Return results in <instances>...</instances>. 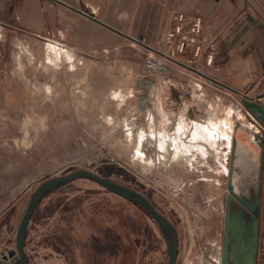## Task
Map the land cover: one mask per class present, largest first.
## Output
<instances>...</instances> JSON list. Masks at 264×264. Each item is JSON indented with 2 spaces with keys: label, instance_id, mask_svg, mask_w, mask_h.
<instances>
[{
  "label": "rangeland",
  "instance_id": "obj_1",
  "mask_svg": "<svg viewBox=\"0 0 264 264\" xmlns=\"http://www.w3.org/2000/svg\"><path fill=\"white\" fill-rule=\"evenodd\" d=\"M119 40L81 51L23 34L2 56L0 255L16 249L30 194L49 178L84 168L147 195L178 231L176 264H219L228 196L227 173L214 154L220 145L201 136L207 153L196 147L188 156L180 143H200L192 144L196 134L186 123L194 119L183 118L174 128L158 125L164 114L157 88L153 102L143 103L150 95L143 80L165 79L148 74L151 47L127 36ZM169 64L170 75L200 78ZM242 122L264 136L246 115ZM176 126L188 129L186 142L171 136ZM238 136L248 142L244 132ZM222 138L229 154L231 132ZM258 237L257 264H264V175ZM25 249L29 264L169 261L161 228L142 205L83 178L54 189L41 202Z\"/></svg>",
  "mask_w": 264,
  "mask_h": 264
},
{
  "label": "crops",
  "instance_id": "obj_2",
  "mask_svg": "<svg viewBox=\"0 0 264 264\" xmlns=\"http://www.w3.org/2000/svg\"><path fill=\"white\" fill-rule=\"evenodd\" d=\"M174 11L202 17L200 56L186 64L200 78L171 74L157 82L164 114L158 125L174 128L183 118L194 119L186 122L191 129L201 122L218 137L224 158L222 132L232 134L245 115L254 122L248 110L264 124V0H0V60L23 34L81 51L126 36L161 48ZM217 84L231 93L217 92Z\"/></svg>",
  "mask_w": 264,
  "mask_h": 264
},
{
  "label": "water",
  "instance_id": "obj_3",
  "mask_svg": "<svg viewBox=\"0 0 264 264\" xmlns=\"http://www.w3.org/2000/svg\"><path fill=\"white\" fill-rule=\"evenodd\" d=\"M181 65L190 68L185 64L181 63ZM241 132L246 134L248 142L239 138L238 135ZM251 145L258 149V153L252 149ZM263 175L264 136L260 135L252 127L238 121L233 128L230 142L222 264H232L230 260H233V264H257ZM82 178L91 179L122 198L142 205L161 228L169 252L168 264L177 263L178 231L147 195L123 183L97 174L91 169L82 168L73 170L65 175L49 178L34 190L17 228L16 249L9 250L5 255H0V264H29V255L26 252L25 243L27 231L36 207L49 192ZM234 201L246 211L250 218L248 222L238 213L231 212V204ZM231 238L235 241L231 245L232 250L229 251ZM13 259L15 261L11 262Z\"/></svg>",
  "mask_w": 264,
  "mask_h": 264
},
{
  "label": "built area",
  "instance_id": "obj_4",
  "mask_svg": "<svg viewBox=\"0 0 264 264\" xmlns=\"http://www.w3.org/2000/svg\"><path fill=\"white\" fill-rule=\"evenodd\" d=\"M201 35V15L196 14L188 16L185 12L174 11L170 17L162 47L151 48L150 53L145 58V66L148 69V74L153 77L160 76L162 78H167L172 69L169 63L184 67L181 63L186 65L188 61L192 62L198 59L202 49ZM164 67L169 69L168 74L161 73ZM184 68L186 69V67ZM214 87L222 92L231 93V89L226 85L217 84L216 86L214 85ZM247 114L253 116L250 111H248ZM198 120L200 119L198 118ZM254 122L259 128V132H261V130L264 129L262 124L259 123L256 118ZM227 161L228 157H226L224 163L227 164Z\"/></svg>",
  "mask_w": 264,
  "mask_h": 264
},
{
  "label": "bare ground",
  "instance_id": "obj_5",
  "mask_svg": "<svg viewBox=\"0 0 264 264\" xmlns=\"http://www.w3.org/2000/svg\"><path fill=\"white\" fill-rule=\"evenodd\" d=\"M168 71V69L167 68H163L162 69V71H161V73L163 74L164 72H167ZM143 82H144V84L147 86V88L149 89V91H150V95L149 96H145V99L143 100V103H145V101H152L153 102V100H154V98H155V92H156V88H157V84H156V82H154V81H152V80H150V79H144L143 80ZM250 116V115H249ZM252 119H255V117L254 116H250ZM200 119H202L203 120V118L202 117H200ZM198 121H200V120H198ZM201 122H197V123H195V124H193V126L191 127V133L193 132V131H195V136L191 139L192 140V144H194L193 143V141H195L196 140V143L197 142H200V143H198V145H196V146H190V145H187V144H185V143H183V142H181L182 140H184V142H186V140H185V138H186V134H187V132H185V131H187V130H185V129H182V128H180L179 126H177V128L175 129V131H173V133L171 134V136L173 137V138H177V137H180V144H182L183 145V147L186 149V151L185 152H187L188 153V156H189V154L191 153V151H194V149L197 147V148H199L201 151H203L204 153H207L206 151V145L204 144V143H206V142H203L202 141V139H201V136H203V137H205L206 138V141H207V143H212V141L214 140V141H217V139H218V137H215V135H214V131L211 129V128H204V125L203 124H200ZM188 126V125H187ZM180 129H179V128ZM253 129H255L254 127H252ZM222 136H226L227 137V134L226 133H224V132H222ZM231 139H232V134H231ZM168 141V140H167ZM188 142V141H187ZM214 146V145H213ZM171 147V146H170ZM179 147L180 146H178L177 145V147L175 146L174 147V150H176V153H178L179 152ZM212 147V146H211ZM215 147V146H214ZM172 148V147H171ZM217 148V147H216ZM220 149L219 150H217V149H215L214 150V154L216 155V162L222 167V169L227 173L228 172V167H227V164H225L224 163V161H225V159H226V157H228V154H226L225 155V157L224 158H219V155H220ZM224 154V153H223ZM191 160V158L189 157V160L188 161H190ZM186 162H187V159L185 160ZM226 167H227V169H226ZM220 260V262H219V264H222V257H221V259H219Z\"/></svg>",
  "mask_w": 264,
  "mask_h": 264
},
{
  "label": "flooded vegetation",
  "instance_id": "obj_6",
  "mask_svg": "<svg viewBox=\"0 0 264 264\" xmlns=\"http://www.w3.org/2000/svg\"><path fill=\"white\" fill-rule=\"evenodd\" d=\"M245 141H247V140H245ZM231 212L232 213H235V212L238 213L239 215H241L243 217V219L246 222H248L250 220V218H249L248 214L246 213V211L236 201L232 202V204H231ZM260 220H261V217H260ZM224 221H225V219H224ZM224 234H225V231H224ZM224 234H223V245H224ZM234 241H235L234 239H232V238L230 239V241H229V251L232 250V246L231 245L234 243ZM222 247H221V251H223ZM222 254H223V252H222ZM257 259H258V254H257ZM230 261L233 264V260H230Z\"/></svg>",
  "mask_w": 264,
  "mask_h": 264
},
{
  "label": "trees",
  "instance_id": "obj_7",
  "mask_svg": "<svg viewBox=\"0 0 264 264\" xmlns=\"http://www.w3.org/2000/svg\"><path fill=\"white\" fill-rule=\"evenodd\" d=\"M89 180H91V179H89ZM91 181H93V180H91ZM95 182V181H94ZM97 183V182H96ZM100 185V184H99Z\"/></svg>",
  "mask_w": 264,
  "mask_h": 264
}]
</instances>
